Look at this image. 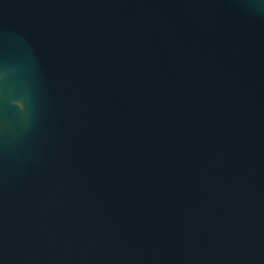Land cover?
I'll return each instance as SVG.
<instances>
[{
	"label": "water",
	"instance_id": "1",
	"mask_svg": "<svg viewBox=\"0 0 264 264\" xmlns=\"http://www.w3.org/2000/svg\"><path fill=\"white\" fill-rule=\"evenodd\" d=\"M0 264H264V0H0Z\"/></svg>",
	"mask_w": 264,
	"mask_h": 264
}]
</instances>
